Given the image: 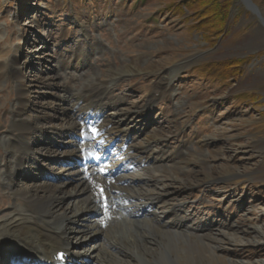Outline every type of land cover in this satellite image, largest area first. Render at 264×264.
Here are the masks:
<instances>
[{
    "label": "rangeland",
    "instance_id": "rangeland-1",
    "mask_svg": "<svg viewBox=\"0 0 264 264\" xmlns=\"http://www.w3.org/2000/svg\"><path fill=\"white\" fill-rule=\"evenodd\" d=\"M184 1L0 0V67L10 54L24 76L23 84L12 75L0 82V223L24 205L4 174L7 134L18 104L28 103L26 114H34L40 103H49L60 115L69 81L73 92L97 81L110 84L106 103L118 101V109L133 113L125 121L133 125L135 118L143 131L140 141L157 140L143 172L149 184L141 183V191L175 210L172 227L210 243L192 256L205 257L203 264H264V0H226L232 3L224 27L201 14L196 4L201 0H188L195 4L191 10ZM82 54L81 68H64ZM226 60L241 61L225 67L228 76L220 64ZM20 84L27 92L19 98ZM34 139L39 152L15 175L17 184H40L48 174L53 179L77 174L75 167L65 166L69 159L60 151L51 152L68 142L79 144L77 139L55 134ZM41 156L48 160L41 162ZM85 158L75 155L68 164L80 166ZM84 178L82 187L94 190L97 178ZM129 178L122 179L134 180ZM163 185L168 192H162ZM65 189L72 193V187ZM84 201L80 196L75 205ZM109 201L116 206L106 203L104 209H114L117 220L112 228L102 227L109 239L122 243L133 229L117 211L124 201ZM82 227L74 222L67 238L72 241ZM149 235L161 242L155 233ZM93 241L72 249L86 255L88 264H141L140 256L154 247L145 246L137 255L123 251L113 259L98 249L99 240ZM92 247L94 254L86 252ZM5 249L0 264H13L14 253Z\"/></svg>",
    "mask_w": 264,
    "mask_h": 264
},
{
    "label": "bare ground",
    "instance_id": "bare-ground-1",
    "mask_svg": "<svg viewBox=\"0 0 264 264\" xmlns=\"http://www.w3.org/2000/svg\"><path fill=\"white\" fill-rule=\"evenodd\" d=\"M85 56L82 54L76 59L71 57L64 68L78 70L83 66L81 58ZM19 67L17 60L6 54L0 67V82L8 75H12L23 84L24 76L18 73ZM49 82L43 81V85L49 86ZM70 83V81L67 83L66 101L61 100L64 103L60 108L62 111L60 115L54 109L50 111L49 103H40L38 108H34V114H26L28 103L20 102L14 112L15 117L6 139L7 156L4 174L7 187L12 189V195L20 198L24 205L16 209L13 216L0 223V254L6 250L5 248L11 250L14 253L13 264H79L81 262L88 264L86 255L80 257L72 249L84 246L89 239H93L94 243L99 240L98 249L103 250L113 259L123 251L143 253V247L153 244L154 247L146 252L147 255L140 256L144 261L141 264L207 263L205 257L198 255L194 258L192 252L207 250L210 248V243L203 242L202 239L197 240L182 231L181 233L177 226L172 227L170 219L176 217L175 210L170 206L163 208L161 198L154 199L150 194L141 191L142 185L145 187L149 184L143 172L151 160L153 148L158 145L157 140L150 137L140 141L142 128L138 130L137 121L132 120L135 118L132 116L130 120L133 125L125 121L133 113L118 109V101L106 103L109 83L93 81L77 92L71 90ZM23 86L19 85V98L27 92ZM132 131L137 134L130 137L129 132ZM36 134L43 137L55 134L66 139H77L79 144L72 145L68 142L60 146V149L51 151L54 155L60 151L61 156L68 158L65 166L75 167L77 174L54 179L48 174L46 181L40 184L34 182L17 184L14 180L15 175L29 165L32 155L39 152L34 139ZM81 141L88 144H82ZM114 144L117 145L113 146ZM83 147L85 149L82 152ZM75 155L86 156L80 166L68 164ZM40 159L41 162L48 160L43 156ZM8 161L13 168L7 165ZM66 167L63 166L61 169L65 170ZM119 170L123 174L114 177ZM88 175L97 178L94 184L96 190L88 191L82 187L85 183L84 177ZM125 176L130 177V180L134 178L135 181L122 179ZM151 180L157 182L159 178L154 177ZM66 187H72V193H67ZM161 188L162 192H168V186L163 185ZM100 189L103 191L101 192ZM80 196L85 197L84 204L76 206L75 203ZM109 199L124 201L121 210L117 211L121 217L123 216V221L133 229L132 232L127 233V238L122 243L109 239L106 230L102 227L105 223V226L112 228V223L117 220L116 216L111 215L114 209H104L105 203L108 204L107 207L116 206ZM77 220L82 222L83 227L70 241L66 236L67 231ZM113 229L121 232L119 225H115ZM150 232L160 237L161 242L153 241ZM93 247L86 252L94 254ZM178 247L185 250V253L179 254ZM59 253L63 254L62 258L58 256Z\"/></svg>",
    "mask_w": 264,
    "mask_h": 264
},
{
    "label": "trees",
    "instance_id": "trees-1",
    "mask_svg": "<svg viewBox=\"0 0 264 264\" xmlns=\"http://www.w3.org/2000/svg\"><path fill=\"white\" fill-rule=\"evenodd\" d=\"M140 1H146V0H140ZM231 3L232 2H229V1H226V0H201V1L196 2V4H200L201 7H202L200 9L202 15H205V14L206 15H210L211 22L212 21L221 22L223 27L229 21V18H228L227 14H228L229 8L231 7ZM183 4L189 10L193 9V6L195 5V4L191 3V1H188V0H185L183 2ZM172 7H174V6H172ZM175 8L178 10L179 9V5H176ZM198 21H200V20H197L196 28L199 29ZM208 31H209V33H211V32L214 31V29H212V27H211ZM220 64L225 69L226 66L230 67L231 65H235L237 67V66H239L241 64V61L240 60H226L225 62L220 63ZM232 67H234V66H232ZM227 70H229V69H225V72L223 74L224 76H228V75H226Z\"/></svg>",
    "mask_w": 264,
    "mask_h": 264
},
{
    "label": "snow or ice",
    "instance_id": "snow-or-ice-1",
    "mask_svg": "<svg viewBox=\"0 0 264 264\" xmlns=\"http://www.w3.org/2000/svg\"><path fill=\"white\" fill-rule=\"evenodd\" d=\"M101 171H103V169H101ZM101 191H103V190H101Z\"/></svg>",
    "mask_w": 264,
    "mask_h": 264
},
{
    "label": "water",
    "instance_id": "water-1",
    "mask_svg": "<svg viewBox=\"0 0 264 264\" xmlns=\"http://www.w3.org/2000/svg\"><path fill=\"white\" fill-rule=\"evenodd\" d=\"M248 4V3H247Z\"/></svg>",
    "mask_w": 264,
    "mask_h": 264
}]
</instances>
